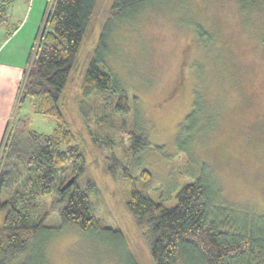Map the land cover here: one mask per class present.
Returning <instances> with one entry per match:
<instances>
[{
	"label": "rangeland",
	"instance_id": "374dc122",
	"mask_svg": "<svg viewBox=\"0 0 264 264\" xmlns=\"http://www.w3.org/2000/svg\"><path fill=\"white\" fill-rule=\"evenodd\" d=\"M51 2L35 0L33 6V0H23L19 9H11L21 21L37 24L40 33ZM114 2L98 0L63 101L88 153L80 184L96 185L95 215L101 226L119 229L125 243L117 246L91 231L63 227L49 245L41 236V247L30 248L17 264L31 258L38 264H153L125 209L134 188L173 207L182 187L203 175L218 187L224 205L264 215V0H246L245 8L240 0H167L122 24L112 37L107 64L133 101L128 115L106 119L115 126L109 148L105 136L111 130L96 124L102 100H84L80 88ZM199 24L207 32L201 37L195 32ZM197 102L198 114L188 121ZM17 105L18 100L9 123L21 117L16 127L22 131L53 132L56 120L35 114L29 99L18 110ZM135 128L150 142L138 153L128 147ZM114 157L127 173L118 168L111 176L107 167ZM143 169L152 173L148 182L141 178ZM50 204L48 198L47 208ZM53 209L50 225L56 227Z\"/></svg>",
	"mask_w": 264,
	"mask_h": 264
},
{
	"label": "trees",
	"instance_id": "16d2710c",
	"mask_svg": "<svg viewBox=\"0 0 264 264\" xmlns=\"http://www.w3.org/2000/svg\"><path fill=\"white\" fill-rule=\"evenodd\" d=\"M165 1L115 0L87 64L80 95L84 100H102L103 113L96 116V124L111 130L105 136L109 148L113 147L110 136L115 126L110 128L106 119L128 115L133 101L107 64L112 37L122 24ZM245 1L240 0L243 8ZM97 2L52 0L33 44L17 110L29 99L35 114L52 117L57 124L50 134L18 129L16 120L22 122L21 117L8 124L10 129L0 147V264H17L30 248L41 247V236L49 245L57 233L72 226L117 242V246L125 243L119 229L100 225L91 200L96 185L90 181L80 184L88 153L64 110L63 97ZM11 4L12 0H0V26L8 23ZM195 32L199 37L207 34L200 24ZM200 104L196 103L188 121L195 120ZM85 113L90 125L89 112ZM128 140L129 149L137 153L150 145L148 137L136 128L129 132ZM107 168L112 177L118 168L128 171L116 157ZM73 177V184L67 187ZM151 177L150 170H142V180L148 182ZM218 190L202 175L182 187L173 207L137 188L130 192L125 209L148 246L153 264H264V215L224 205ZM53 208L59 220L56 227L50 225ZM20 264H38V259Z\"/></svg>",
	"mask_w": 264,
	"mask_h": 264
},
{
	"label": "crops",
	"instance_id": "0c3cea01",
	"mask_svg": "<svg viewBox=\"0 0 264 264\" xmlns=\"http://www.w3.org/2000/svg\"><path fill=\"white\" fill-rule=\"evenodd\" d=\"M23 0H12L9 21L0 29V141L20 95L21 83L29 65V57L39 33L37 24L21 21L11 9H19ZM29 1V0H26ZM35 0H33V6ZM18 19L17 25L15 20ZM13 28V30H12ZM11 33L10 35H8ZM1 145V142H0Z\"/></svg>",
	"mask_w": 264,
	"mask_h": 264
},
{
	"label": "water",
	"instance_id": "95a60500",
	"mask_svg": "<svg viewBox=\"0 0 264 264\" xmlns=\"http://www.w3.org/2000/svg\"><path fill=\"white\" fill-rule=\"evenodd\" d=\"M75 180V177L71 178L69 181H68V184H67V187L71 186L73 184Z\"/></svg>",
	"mask_w": 264,
	"mask_h": 264
}]
</instances>
